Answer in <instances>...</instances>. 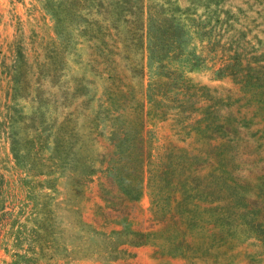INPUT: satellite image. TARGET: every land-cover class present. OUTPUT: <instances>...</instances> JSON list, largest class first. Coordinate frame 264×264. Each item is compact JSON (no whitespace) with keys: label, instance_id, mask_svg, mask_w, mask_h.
Segmentation results:
<instances>
[{"label":"rangeland","instance_id":"rangeland-1","mask_svg":"<svg viewBox=\"0 0 264 264\" xmlns=\"http://www.w3.org/2000/svg\"><path fill=\"white\" fill-rule=\"evenodd\" d=\"M0 264H264V0H0Z\"/></svg>","mask_w":264,"mask_h":264},{"label":"trees","instance_id":"trees-1","mask_svg":"<svg viewBox=\"0 0 264 264\" xmlns=\"http://www.w3.org/2000/svg\"><path fill=\"white\" fill-rule=\"evenodd\" d=\"M151 53L153 54V57H154V55L156 57H158L159 61H161L163 59V56L161 55V49H158L156 46L151 47Z\"/></svg>","mask_w":264,"mask_h":264}]
</instances>
